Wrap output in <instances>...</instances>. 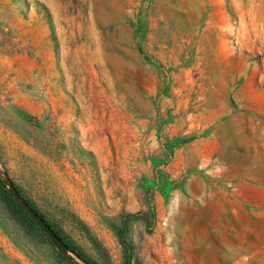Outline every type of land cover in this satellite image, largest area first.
<instances>
[{
  "label": "rangeland",
  "instance_id": "374dc122",
  "mask_svg": "<svg viewBox=\"0 0 264 264\" xmlns=\"http://www.w3.org/2000/svg\"><path fill=\"white\" fill-rule=\"evenodd\" d=\"M0 174V264H264V0H0Z\"/></svg>",
  "mask_w": 264,
  "mask_h": 264
},
{
  "label": "trees",
  "instance_id": "16d2710c",
  "mask_svg": "<svg viewBox=\"0 0 264 264\" xmlns=\"http://www.w3.org/2000/svg\"><path fill=\"white\" fill-rule=\"evenodd\" d=\"M16 195L20 200L16 197ZM0 199L5 203L7 210L12 218L38 229V222L32 215L34 214L69 251L80 256L81 258H84L79 250L73 244L65 240V238L59 233V231H57L51 225V223L38 211L36 206L20 193L14 183H11V187L7 185L6 180L2 177L1 174ZM42 236L45 237V235L43 234ZM87 263L94 264L89 260H87ZM125 264H128V262H126Z\"/></svg>",
  "mask_w": 264,
  "mask_h": 264
},
{
  "label": "water",
  "instance_id": "95a60500",
  "mask_svg": "<svg viewBox=\"0 0 264 264\" xmlns=\"http://www.w3.org/2000/svg\"><path fill=\"white\" fill-rule=\"evenodd\" d=\"M33 217L35 216L34 214H32ZM35 218V217H34ZM45 226V225H44ZM46 227V226H45ZM47 228V227H46ZM48 229V228H47ZM49 230V229H48ZM50 231V230H49ZM51 232V231H50ZM51 234L53 235V233L51 232ZM54 236V235H53ZM55 237V236H54ZM56 238V237H55ZM57 239V238H56ZM58 240V239H57ZM59 241V240H58ZM60 242V241H59ZM61 243V242H60ZM62 244V243H61ZM63 245V244H62Z\"/></svg>",
  "mask_w": 264,
  "mask_h": 264
}]
</instances>
